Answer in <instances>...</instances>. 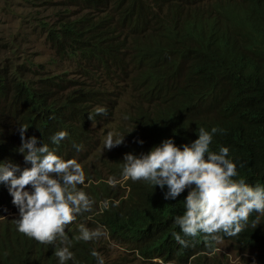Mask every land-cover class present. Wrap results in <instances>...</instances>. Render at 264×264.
<instances>
[{
    "label": "trees",
    "instance_id": "1",
    "mask_svg": "<svg viewBox=\"0 0 264 264\" xmlns=\"http://www.w3.org/2000/svg\"><path fill=\"white\" fill-rule=\"evenodd\" d=\"M82 1L73 0L55 21H44L57 54L52 61L79 57L114 74L129 53L130 66L140 72L136 83L145 85L135 94L140 105L131 116L129 136L138 142L121 145L122 158L110 166L112 182L124 178L125 154H147L165 139L182 148L198 138L201 127L209 132L216 127L222 131L213 134L210 150L218 153L227 147L228 158L237 166L236 179L264 187V0H91L96 12L72 13ZM8 58L0 62V162L21 170V125L28 127L26 138H37V147L47 144L62 157L76 152L74 145H89L90 126L107 119L121 98L92 79L95 72L82 82L51 71L45 78L32 77L22 72L25 63L20 68ZM28 62L41 63L29 55ZM99 108L107 114L96 115ZM59 131L68 135L56 145L51 137ZM100 187L106 197L95 194L93 210L100 211L104 224H115L114 239L123 238V245L147 260L159 257L165 263L190 264L191 252L179 248L175 239L161 245L172 234L168 220L174 223V215L185 211L187 190L177 201H168L167 186L161 189L142 180L129 178L121 186L101 182ZM8 188L0 183V204L6 211L12 198ZM102 199L107 207L99 209ZM18 218L0 220V264H60L50 249H41L18 231ZM174 225L183 239L201 244L198 236L186 237ZM226 239L240 252L259 250L257 264H264V215L251 213L244 230ZM213 242L218 247L219 242ZM78 243L84 252L73 248L77 257L65 264H98L91 255L93 250L99 253L95 240ZM214 259L201 255L192 264H230Z\"/></svg>",
    "mask_w": 264,
    "mask_h": 264
},
{
    "label": "clouds",
    "instance_id": "2",
    "mask_svg": "<svg viewBox=\"0 0 264 264\" xmlns=\"http://www.w3.org/2000/svg\"><path fill=\"white\" fill-rule=\"evenodd\" d=\"M73 59L83 63L81 68L88 73L102 70L106 74L105 77L94 75L92 79L100 81L109 89L110 85L116 82L117 74H124L127 70L135 71L129 64V53L117 63V71L114 74L107 73L102 68L98 69L97 65L82 58ZM87 74H84L86 79L91 75ZM136 77L137 75L134 78L135 83ZM166 87L168 86H164V89ZM112 90L119 94L118 87ZM106 114L107 110L104 108L96 110V115ZM88 118L94 119L92 114H89ZM27 130L28 127L20 126L19 152L24 154V169L21 170L18 165L0 162V183L9 185L8 191L12 196L10 204L18 208L15 210V216L19 218L15 222L20 233L42 244L41 249H50L48 245H54L57 239H60L61 248L56 246V251L50 249L51 254L59 258L60 264L77 257V252L71 248L70 237L67 235L72 231L65 229L76 220L77 215L94 209L95 194L106 197V192L100 187L101 182L111 186L116 183L123 185L130 178L134 182L142 180L161 189L167 186L164 199L168 201H177L187 190L184 195L185 211L174 215V223L179 226L184 236H198L205 248H202L197 240L183 239L179 233L173 232L172 236L179 248L191 252L190 264L205 255L210 248L218 249L216 243L211 242L208 237L218 242H228L227 236L234 237L244 230L251 213L264 215V187L251 186L243 178L236 179L237 166L228 158L227 147H220L218 153L210 150L213 134L222 131L216 127H213L211 132L201 127L197 133L198 138L190 145L184 144L182 148L176 146L172 139H165L147 154H125L122 164L124 178L117 182H111V165L107 166L108 176L104 178L102 169L96 171L94 165L86 160L82 150L92 146L93 138L89 145H74L76 152L65 153L60 157L55 150H50L47 144L37 147L38 140L35 136L26 138ZM67 135L65 131H59L51 137V141L59 145ZM139 143L143 144V141ZM121 145L130 146L124 144V136L114 139L112 134H108L105 148L117 153L113 156L117 157L113 164L119 161V156L122 158ZM17 172L20 173L19 176L16 175ZM0 209L1 220L5 218L6 210L2 204ZM103 234L99 227L91 230L81 224L79 235L74 239L88 242L100 238ZM122 246L126 254L136 252L132 255L143 259L138 250H130L123 244ZM77 248L83 251L80 245ZM97 248L99 253L93 250L91 255L97 258L98 264H104V261L108 263L110 260L111 263L127 264L123 253L119 259L112 260L110 247ZM239 253L252 255L255 259L252 264L258 263L259 250ZM212 257L216 258L217 254L212 253ZM160 261L161 264H178L165 263L162 259Z\"/></svg>",
    "mask_w": 264,
    "mask_h": 264
},
{
    "label": "rangeland",
    "instance_id": "3",
    "mask_svg": "<svg viewBox=\"0 0 264 264\" xmlns=\"http://www.w3.org/2000/svg\"><path fill=\"white\" fill-rule=\"evenodd\" d=\"M72 1L0 0V62H3V58L9 57L7 61L14 60L16 66L19 64L21 68L24 57L29 55L36 62L45 63L48 68V61L56 58L57 54L48 41V31L43 27V23L49 19L55 21V16L67 8V5ZM80 6L81 3L73 6L72 13L77 14ZM13 41H18V45L12 44ZM17 55H21L19 59H16ZM82 65L83 63L76 59H70L67 62L55 61L50 70L54 74L64 75L65 73L69 79H77L82 82L87 80L84 74L88 73L81 68ZM139 73L127 70L124 74H117L116 82L110 85V89L118 87L121 98L113 103L114 108L107 119L103 120L99 126H90L93 138L92 146L83 148L82 151L85 153L86 160L94 165L96 171L102 169L104 178L108 176L107 166L112 165L117 158L113 157L117 155L115 151L110 152L111 150L105 148L108 134H112L114 139L124 136V144L131 145L138 142V138L130 137L129 133L131 132V116L140 105V99L135 94L145 89V85L134 82L135 76ZM30 74L33 73L30 72ZM94 75L97 77L106 76L102 70H96ZM216 252L217 257L214 260L217 263L219 259H222L224 263L229 260L230 264H252L255 260L250 254L239 253L231 243L225 241L219 242ZM110 254L112 260L113 258L119 259L122 254L127 264L162 263L161 261L148 263L132 254H126L120 244H111Z\"/></svg>",
    "mask_w": 264,
    "mask_h": 264
},
{
    "label": "bare ground",
    "instance_id": "4",
    "mask_svg": "<svg viewBox=\"0 0 264 264\" xmlns=\"http://www.w3.org/2000/svg\"><path fill=\"white\" fill-rule=\"evenodd\" d=\"M91 3H92L91 0H83L81 2L80 10L77 12V14L82 15V14L87 13V12H96L94 6L90 5ZM46 21H48V20H46ZM45 30L47 31V29H45ZM69 60L70 59L68 56H65V57L58 59V60H53V61L48 63V68H46L45 63H43V62H41L37 65H34L33 63H29L28 62V55H26L22 61V64L25 63V68L22 72L24 74L30 75L32 77H44L45 75L49 74V72L51 71L50 70L51 66L55 61L67 62ZM30 72L33 74H30ZM168 82H169V80L166 79L165 83L167 84ZM10 206H11V208L4 212L5 217H7V218L16 217L15 216V210L18 208L14 204L13 205L10 204ZM98 206L100 208L107 207V202L102 199L98 202ZM89 212H93V213L90 214ZM168 222H169L171 233H173V232L178 233V231L176 230L175 225L173 223V220L170 219V220H168ZM81 224H83L86 228L91 229V230H95L99 227L103 231L104 234L100 238L94 239L97 247L106 248V247H110L111 244H116V245L120 244V246L123 248L122 244L124 242V239L122 238L118 241V239H114V237L112 235V229L114 228L113 225H115V224L111 223L108 220H106L105 224H104L101 221L100 212L94 211L93 209H91V211L83 212L82 214L77 215L76 220L66 227L65 230L69 229L70 231H72L71 233L67 234L70 237V245L72 248H77L79 245L78 241L76 239H74V237L77 236V226H79ZM208 238L211 242H213L211 237H208ZM31 240L37 242L35 239L31 238ZM173 240H174V237L171 234V236L165 242H163L161 245H163L165 247L166 245H168V243H170ZM37 243L40 245V247L42 246V244H40L39 242H37ZM200 245H202V247L205 248V245L202 243V241H201ZM48 246L51 250L56 251L57 250L56 246L58 248H61L60 239L58 238L54 245H48ZM214 249H215V247L210 248V251H213ZM208 252H209V250L207 251V253L205 255L208 258H210L212 256V253L209 254ZM132 254H136V252H133ZM142 258L143 259H141V260L146 261L148 263H158L160 261L159 257L151 259V260H147L144 257H142ZM108 263H111V260Z\"/></svg>",
    "mask_w": 264,
    "mask_h": 264
}]
</instances>
